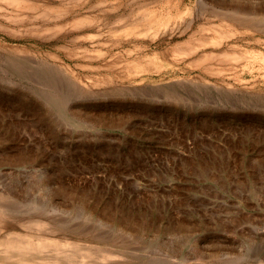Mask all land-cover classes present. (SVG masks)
<instances>
[{
  "label": "rangeland",
  "instance_id": "obj_1",
  "mask_svg": "<svg viewBox=\"0 0 264 264\" xmlns=\"http://www.w3.org/2000/svg\"><path fill=\"white\" fill-rule=\"evenodd\" d=\"M227 3L264 12L0 0V250L264 264V23Z\"/></svg>",
  "mask_w": 264,
  "mask_h": 264
},
{
  "label": "bare ground",
  "instance_id": "obj_2",
  "mask_svg": "<svg viewBox=\"0 0 264 264\" xmlns=\"http://www.w3.org/2000/svg\"><path fill=\"white\" fill-rule=\"evenodd\" d=\"M228 4L229 3H227L226 5L220 7V10H217L216 13L214 12V14H218V16H221L223 18V22H224L225 19H227V20H230L231 23H233V24H235L237 26H242V28L246 27L245 24H248L249 27H253L258 22L264 23V12L260 13L258 15H255V14L253 15L252 9H251L252 12L251 11L248 12L246 10L244 11V7H243V10L240 9L242 7V5L231 7V6H228ZM218 6H219V4H218ZM218 6H217V8L219 9ZM220 6H221V3H220ZM214 9L215 8H213V10ZM258 13H259V11H258ZM209 14H211V13L209 12ZM209 17H211V16H209ZM212 18H213V16H212ZM218 18H220V17H218ZM257 19L260 20V21H258V22L255 21ZM227 23H229V22L227 21ZM243 25H245V26L243 27ZM245 32H247V31H245ZM263 32H264V30H263ZM247 36H249V35H247ZM50 210H51V212L54 211L53 209H50ZM30 221L34 222L36 224H38V222H41V221H39V219L38 220H34V218L31 219ZM132 228L135 229V227H132ZM71 232H73L74 234H80V232H78L77 230H73ZM90 239L93 240V241H97L98 243H101V244H112L110 239L96 238V237H92V236L90 237ZM33 242H34V240H33ZM33 242L27 241L26 243L31 246V245H33ZM44 243L45 242H42L41 245H44ZM46 244L47 243H45V245ZM0 261H5L7 263H11V262L12 263H26V262H28L29 264H60V263H57L58 261L55 260L54 257L51 256L50 254H40L36 250H32V249L25 250V249H22V247H19V246H17V247L16 246H12V248H10V249H2V250H0Z\"/></svg>",
  "mask_w": 264,
  "mask_h": 264
}]
</instances>
